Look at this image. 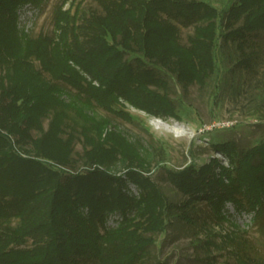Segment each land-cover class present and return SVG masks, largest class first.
Returning a JSON list of instances; mask_svg holds the SVG:
<instances>
[{
	"label": "trees",
	"instance_id": "16d2710c",
	"mask_svg": "<svg viewBox=\"0 0 264 264\" xmlns=\"http://www.w3.org/2000/svg\"><path fill=\"white\" fill-rule=\"evenodd\" d=\"M97 1L101 10L77 23L62 0L54 32L33 36L20 11L42 0H0V264H142L173 216L194 222L191 209L204 199L219 222L230 220L228 203L264 215V139L248 148L212 142L227 163L213 156L168 168L185 197L177 202L148 173L138 143L87 112L101 106L130 117L118 107L129 102L179 117L162 71L185 90L203 86L217 69L219 39L236 46L237 65L255 71L264 0H233L226 9L207 0ZM180 24L195 28L188 42ZM79 127L90 146L82 169L73 156ZM118 159L123 171L112 170ZM114 213L120 217L110 224Z\"/></svg>",
	"mask_w": 264,
	"mask_h": 264
},
{
	"label": "rangeland",
	"instance_id": "374dc122",
	"mask_svg": "<svg viewBox=\"0 0 264 264\" xmlns=\"http://www.w3.org/2000/svg\"><path fill=\"white\" fill-rule=\"evenodd\" d=\"M207 1L226 9L233 0ZM61 2L42 0L40 4L23 6L21 27L33 36L52 34L55 8ZM63 8L70 9L79 23L91 12L101 10V5L97 0H66ZM180 32L181 40L188 42L195 28L180 24ZM220 43L221 39L216 48L217 69L203 86L192 83L185 90L174 74L162 71L172 89L179 117L156 116L126 101L118 107L124 108L130 117L101 106L87 109L98 119L108 117L129 140L138 143L149 166L148 173L177 202L185 197L168 177V168L179 170L191 163L202 165L213 156L227 163V155L216 150L212 142L235 140L241 148H248L264 139V34L255 40L254 48L260 55L255 71L237 65L241 56L234 44ZM65 98L71 102L70 97ZM74 110L71 115L77 119ZM43 126L48 128L49 118L44 119ZM77 134L73 156L77 159V169H82L90 166L84 164V152L90 146H85L81 131ZM111 165L113 171L125 169L119 159ZM129 188L132 193H139L135 183L130 182ZM191 211L194 222L173 216L167 230L155 235L156 242L142 264H259L258 261L264 260V215L254 218L253 212H238L234 204L228 203L226 211L230 220L219 222L205 199ZM119 217L114 213L108 222L115 224ZM248 259L254 262H246Z\"/></svg>",
	"mask_w": 264,
	"mask_h": 264
}]
</instances>
